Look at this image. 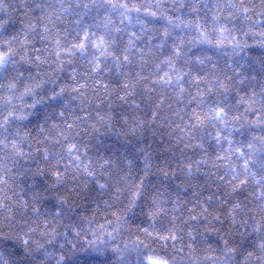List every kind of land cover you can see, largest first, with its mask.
Masks as SVG:
<instances>
[{
  "label": "clouds",
  "instance_id": "clouds-1",
  "mask_svg": "<svg viewBox=\"0 0 264 264\" xmlns=\"http://www.w3.org/2000/svg\"><path fill=\"white\" fill-rule=\"evenodd\" d=\"M0 53V264H264V0H0Z\"/></svg>",
  "mask_w": 264,
  "mask_h": 264
},
{
  "label": "snow or ice",
  "instance_id": "snow-or-ice-1",
  "mask_svg": "<svg viewBox=\"0 0 264 264\" xmlns=\"http://www.w3.org/2000/svg\"><path fill=\"white\" fill-rule=\"evenodd\" d=\"M78 47H83L84 45H83V43H80L79 45H77ZM3 54L2 53H0V56H2ZM220 112H223V109H220L219 110ZM153 264H161V262L160 261H158V260H154L153 261Z\"/></svg>",
  "mask_w": 264,
  "mask_h": 264
}]
</instances>
